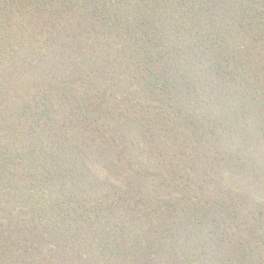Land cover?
<instances>
[{
  "label": "trees",
  "instance_id": "16d2710c",
  "mask_svg": "<svg viewBox=\"0 0 264 264\" xmlns=\"http://www.w3.org/2000/svg\"><path fill=\"white\" fill-rule=\"evenodd\" d=\"M0 264H264V0H0Z\"/></svg>",
  "mask_w": 264,
  "mask_h": 264
}]
</instances>
